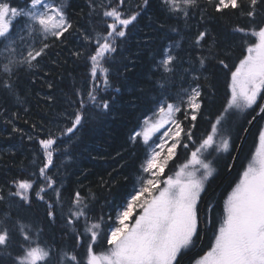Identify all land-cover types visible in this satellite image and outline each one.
Wrapping results in <instances>:
<instances>
[{"label": "snow or ice", "instance_id": "snow-or-ice-1", "mask_svg": "<svg viewBox=\"0 0 264 264\" xmlns=\"http://www.w3.org/2000/svg\"><path fill=\"white\" fill-rule=\"evenodd\" d=\"M224 16L237 22L222 38L208 25ZM145 17L165 39L186 35L187 47L150 50L148 70L129 86L135 65L121 54ZM70 60L83 77L47 123L25 132L17 121L29 114L37 70ZM122 88L131 109L143 107L126 141L133 159L117 153L133 184L97 211L91 188L65 196L61 169L85 125L115 118ZM237 113L244 124L234 135ZM0 121L33 146L29 165L0 178V264H264V0H0ZM221 171L226 185L210 197ZM118 176L100 177L99 187Z\"/></svg>", "mask_w": 264, "mask_h": 264}, {"label": "trees", "instance_id": "trees-1", "mask_svg": "<svg viewBox=\"0 0 264 264\" xmlns=\"http://www.w3.org/2000/svg\"><path fill=\"white\" fill-rule=\"evenodd\" d=\"M80 3L81 0H75ZM151 15V13H149ZM162 19V18H161ZM234 17L228 16L216 17L209 22V28L222 38L227 37L230 27L236 23ZM194 30V29H193ZM169 39L164 38V34L155 30V25H149L147 17L139 22V24L130 30L127 44L124 48L122 56L131 57L134 65H129L128 85H135L148 70L149 67V51L158 49L162 43L180 41L184 47H187V36L181 39L180 35L174 32H169ZM139 51V57L136 53ZM120 57H118V60ZM128 63L127 60L123 61ZM39 75L36 77V83L30 85L31 96L29 101V114L25 115L21 111V119L17 121L18 127L28 132L32 122L47 123L54 111L59 110V105L63 102V94L69 91V86L75 78L77 84L83 77L85 69L80 63H73L71 60L65 67L58 68L51 63L46 67L37 70ZM47 73V75H45ZM210 76L213 73H208ZM43 77V79H41ZM46 81L52 82L54 87L49 89ZM213 83L219 89V94L224 91L223 78L216 73ZM147 88V85L145 86ZM48 95L54 96V101L49 103L45 97ZM132 93L128 88H122L121 94L118 96V102L113 108V115H108L99 118L95 122H91L82 129L79 133L81 140L76 149H74V157L72 160H63V168L61 169L60 179L63 180L66 189L65 196L68 195L74 188L82 184L87 190L91 188L95 192L98 203L96 210L99 211L100 205L119 204L122 199L128 194L132 188L133 176L132 168H119L120 163H124L117 153H121L124 158L131 161L133 158L128 156V145L126 143L127 136L137 122V117L143 111V107L138 110H133L128 105ZM217 105L208 103L207 111L215 112ZM28 120L29 123L24 121ZM243 122L236 126L240 132V126ZM11 127L0 121V178L5 174L8 177L15 175L17 170L22 165H29L32 157L33 146L26 139H21L20 134H12ZM237 143H240L238 140ZM253 147V136L249 135L246 143H244L242 155H246ZM11 150V151H10ZM14 151V155L12 154ZM60 160L57 161L59 165ZM120 172V176L116 178V182L110 188L99 187L100 177L107 179L108 173L112 172L116 176V171ZM128 176L125 180L123 177ZM226 185L224 173L221 171L210 185L209 196L218 197L223 187ZM62 221L57 219L56 225L51 229L55 234H59Z\"/></svg>", "mask_w": 264, "mask_h": 264}, {"label": "rangeland", "instance_id": "rangeland-1", "mask_svg": "<svg viewBox=\"0 0 264 264\" xmlns=\"http://www.w3.org/2000/svg\"><path fill=\"white\" fill-rule=\"evenodd\" d=\"M233 124H234V132L237 130L239 125L243 122L244 120V114L237 113L232 117ZM238 125V127H236ZM159 135V134H158Z\"/></svg>", "mask_w": 264, "mask_h": 264}]
</instances>
